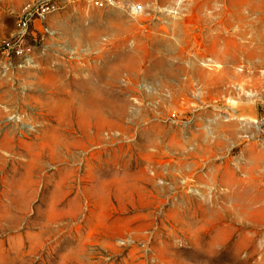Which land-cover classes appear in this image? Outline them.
I'll return each instance as SVG.
<instances>
[{
  "label": "rangeland",
  "instance_id": "374dc122",
  "mask_svg": "<svg viewBox=\"0 0 264 264\" xmlns=\"http://www.w3.org/2000/svg\"><path fill=\"white\" fill-rule=\"evenodd\" d=\"M140 1L0 47V264H264V0Z\"/></svg>",
  "mask_w": 264,
  "mask_h": 264
},
{
  "label": "built area",
  "instance_id": "2783aa9c",
  "mask_svg": "<svg viewBox=\"0 0 264 264\" xmlns=\"http://www.w3.org/2000/svg\"><path fill=\"white\" fill-rule=\"evenodd\" d=\"M89 5L107 9V8H121L130 15H138L144 12V4L140 0H86ZM54 0H42L28 6L20 15L17 23V31L14 37L5 41L0 47L4 51L12 50L16 54H21L23 48L21 47L22 35L27 29L30 21L34 19L42 20L47 13L54 9Z\"/></svg>",
  "mask_w": 264,
  "mask_h": 264
},
{
  "label": "crops",
  "instance_id": "0c3cea01",
  "mask_svg": "<svg viewBox=\"0 0 264 264\" xmlns=\"http://www.w3.org/2000/svg\"><path fill=\"white\" fill-rule=\"evenodd\" d=\"M114 175H115V173H113ZM109 176L108 175H105L104 176V178L102 179V178H100V179H97V180H95V185H94V187H95V190H97V191H101V190H103V185L106 183V184H108L109 183V178H108ZM126 177V176H125ZM135 178V196L138 198V197H142L143 196V193H144V188H143V182H144V179L142 178V177H134ZM113 181H114V179H113ZM139 182H141V186H140V188L138 187V183ZM90 183H91V187H92V184H93V182L92 181H90ZM116 188V187H115ZM114 188V189H115ZM108 188H106V190H107ZM139 192H140V194H139Z\"/></svg>",
  "mask_w": 264,
  "mask_h": 264
}]
</instances>
